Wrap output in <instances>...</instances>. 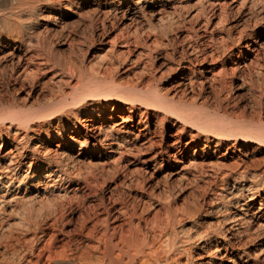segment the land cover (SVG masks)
<instances>
[{
  "label": "rangeland",
  "instance_id": "374dc122",
  "mask_svg": "<svg viewBox=\"0 0 264 264\" xmlns=\"http://www.w3.org/2000/svg\"><path fill=\"white\" fill-rule=\"evenodd\" d=\"M28 1L19 4L18 0H0V34H5L9 30L8 21L14 20L2 19V16L20 5L18 13L21 15L20 20L24 23V32L35 41L32 48L39 49L44 55L47 54L45 56L49 58L50 67L54 71L68 73L66 74L68 75L67 81L71 78V73L75 74L74 78H77L76 73L79 70L85 74L86 79H91L101 86H107L113 78L117 84L118 81L120 83V81L125 82L129 79L138 81L143 64L147 61V65H152L155 68L154 73L158 79L155 81V86L162 92H169V95H173L175 98L184 96L183 91L174 88V86L178 82L176 69L178 60L182 56V49L187 50L188 46L186 41L178 37L180 31L170 30V24L177 20V12L182 14V20L187 21L200 8L199 0H190L188 2L191 4H189L191 6L189 9H181L180 5H177V9L182 10L181 12L169 7L166 9L168 13L161 14L160 12L153 16L149 13V10L152 9L150 6L155 5L159 9L161 8L160 1L130 0L129 3L135 4L140 1L139 5H143V8L146 7L142 8L145 10V15L144 12H139L136 20L132 22L122 18L120 9L114 10V13L111 10V13L105 17L106 19L86 6L78 9L73 6L71 11L63 8L70 16H64L61 12L52 16L49 15V10L54 7H63V0ZM119 1H115L116 5ZM178 1H171V3H178ZM221 1L226 2L231 12L229 20L225 24L226 29L222 30V26L218 24V17H214L207 30H200L203 35L210 36L218 43L221 38L225 39L229 34L238 35V31L244 29L246 33L250 31L257 33L258 42L254 43L250 40L251 45L246 48L244 47L246 40L239 43L229 40V45L232 46L231 50L239 56L222 58L216 70L218 71L224 64L225 67L227 66L226 73L221 77L216 76L217 80H214L215 76L212 73H203L201 78L205 81L204 89L188 91L186 97L190 101L194 100L197 108H204V111L208 112L212 118L230 121L237 120L236 117L240 112H244L246 116L253 115L257 104L264 103V0ZM29 5L30 8L37 7L40 10L33 12ZM74 10L80 15L74 13ZM41 12L43 14H40ZM154 28L161 29L158 39L163 37L162 47L159 52H154L152 58H145L143 54L155 46L156 31ZM135 36H139L140 43L130 45L132 52L129 53L124 41L128 38L133 39ZM159 41L161 42V39ZM72 46H75L74 50ZM176 48L177 51L174 50ZM93 52L101 54L99 53L98 58H94ZM167 52L170 57L163 56ZM139 55L143 56L144 63L141 61L143 64H136V57ZM107 66L111 67L108 80L102 77ZM8 70L7 72L11 73L10 69ZM69 70L71 71L69 72ZM16 71H21V68L17 67ZM198 77L200 78V75ZM38 79L33 88L32 84L26 83L25 89L16 91L12 88L7 91L8 78L7 80L1 79L0 94L8 96L9 101L3 103L0 108L33 112L51 103L57 104L61 98L56 92L58 88L50 85L55 90L53 93L49 87H44L41 76ZM62 88L65 92L71 91L66 84ZM10 97L12 98L10 99ZM52 97L53 100H51ZM204 102L206 105L202 106ZM113 104L114 102L111 101L106 109L101 108L96 112V116L100 114L95 117L98 123L105 120L111 121L110 117L113 113L121 114L131 106L122 101L120 104L123 108L114 110ZM71 108H76V110L71 111ZM86 115L87 112L82 111L80 106L68 105L64 112H57L55 117L40 121V125L44 130L46 128L54 130L57 129V122L64 135L70 136L72 135L70 122H75ZM137 120H139V116L136 117V122ZM7 121L0 119V131L7 130V124H9ZM154 121L153 119L151 123L153 124ZM14 126L13 131L17 128L16 124ZM175 128L170 125L168 129L161 126V128L157 127V131L160 136L165 137L166 143H170L173 141L170 134L175 132ZM20 133L21 143L26 146L27 150L38 146L37 149L40 152L45 151L50 157L61 161V172L55 173V177L52 178H62V181L55 186L46 185L47 165L29 166V159L25 160L26 162L19 170L14 171L16 174L14 177L23 179L18 189H16L18 180L9 184L4 176L2 177V183H0V264H35L37 252L48 237L42 233V230L47 228L48 222L52 219V215L47 217L48 209L51 211L56 202L68 205L71 199L73 205L77 207L83 202V193L90 191L88 183L92 184L93 193L86 199V204L92 202L93 199L101 198L110 204L118 197L125 199L144 197L143 199H147L151 196L149 193L153 192L150 216L155 211L160 212L161 220L165 221L171 214L178 215L174 226V242L178 251L182 248L185 237L197 235L190 245H186L190 247L191 253L184 252L182 254L181 264H232L228 261V257L237 254H243L241 259L237 258V264H264V227L257 228L261 221L252 218V212L258 208L261 198H258L253 205H249L250 203L242 205L248 197V192L242 187L249 185L251 180L249 174L242 177L243 166L244 164L245 166L249 165L251 172L259 170L264 165V145L229 135H226L223 142L219 144L217 138L214 137L215 133L210 132L213 136H211L208 146L204 145L205 142L199 141L191 150L184 153L178 152V149H172V152L174 150L177 152L176 156L179 161L175 163L172 158L162 160L161 156V160L160 158L158 160L161 161L160 165L151 159L153 150L148 148L142 147L140 150L133 149L129 152L119 143V145H113L112 148L99 145V149L95 150L90 143L88 144L89 149L83 151L79 150V145L76 144L73 149L64 148L63 155H56L53 149L57 139L44 141L41 144L32 137L28 140L26 137L22 138L26 133H31L30 136H34L32 131L21 130ZM184 134H182L184 141L188 140V135ZM226 134L229 133L226 132ZM133 137L134 135H123L124 139ZM8 147L9 144L0 149V153L4 154ZM194 149L196 152L193 151ZM21 152L22 149L19 150L18 159L21 158ZM27 154L32 155L33 153L29 151ZM234 159L238 160V165L232 166L235 162ZM4 162L8 161L0 162V173L5 172L1 166L4 165ZM155 163H157L156 166ZM51 166L55 169L54 165ZM64 172L68 174L67 180L63 179ZM37 176L41 177L43 181L38 183ZM62 183L63 186H61ZM242 190L244 192L241 194ZM111 197L114 198L111 199ZM46 203H48L47 206ZM78 210L74 212L76 223L80 220L82 211ZM66 213H69V210ZM232 213H245L253 220L250 224L256 228L253 231V239H247L244 236V230L248 227L246 223L225 231L223 227H229L230 221L222 219ZM238 227L241 232H237L236 228ZM45 230L47 231V229ZM222 230L225 231V234L220 236L219 233L223 232ZM202 235L208 236L200 239Z\"/></svg>",
  "mask_w": 264,
  "mask_h": 264
},
{
  "label": "bare ground",
  "instance_id": "6f19581e",
  "mask_svg": "<svg viewBox=\"0 0 264 264\" xmlns=\"http://www.w3.org/2000/svg\"><path fill=\"white\" fill-rule=\"evenodd\" d=\"M115 1L116 0H63V7L51 8L49 10V15L56 16V14L61 12L64 16H70L63 8L70 9L71 11L73 6L77 9L86 6V8L88 7V9L92 10L94 13L103 15L104 18L111 13V10H113L112 13H114V10L120 9L121 12H119L122 13V18L124 17L132 22L136 20L139 12L143 13L145 11L143 9L146 8H143V5H139L140 1L133 4L129 3L130 0H120L117 5ZM156 1L161 2V8H156L152 3L153 6H150L152 9L149 10L151 16L159 14L160 12L161 14L168 13L166 9L169 7H172L175 11L179 9H177L179 5L181 9H189L191 7L189 6L190 3H188L190 0H179L178 3L175 2L174 4L171 3V1L176 0ZM18 2L22 4L29 1L18 0ZM198 3L200 8L187 21L182 20V14L177 12V20L170 24V30L180 31L181 33L178 37L186 41L188 46L187 50L182 49V56L178 60L176 67L178 82L174 88L176 87V89L182 90L184 95L179 98H175L173 95L170 96L169 92H162L160 88L155 86V81L158 80L154 73L155 68L152 65H147V61L145 63L143 62V56L145 58H152L154 52H159V49H161L163 37H160L161 42L159 41L160 39H158L161 29L154 28V31H156V39L154 40L155 48L149 49L143 56L139 55L136 57V64L144 63H142L143 70L138 76V81L129 79L125 82L120 81V83L118 81L117 84L113 78L107 86H101L91 79H86L85 74L81 70L76 73L78 76L77 78H74L73 75L75 74L71 73V78L68 81V75H66L68 73L65 74L64 71H54L50 67L49 58L45 56L47 54L44 55L39 49L32 48L35 41H33L34 38L30 39L24 32V23L20 20L21 15L18 13L20 5H17L18 7H15L9 13L3 15L2 19H14L13 21H8L9 30L3 35L0 34V78H5L6 80L8 78L7 91L10 88L15 91L23 90L26 87V83L32 84L31 87L33 88L39 80L38 77L41 76L44 87H49L52 92L55 90L50 85L55 88L57 87L58 90H56V92L58 94H56L59 95V97L61 96V98H59L60 101L57 104L51 103L33 112L7 110L6 108L5 110L4 108H0V119L4 121L8 120L7 122L9 123L7 124L8 126L5 132L0 131V149L5 148V146L9 144L6 152L4 154H1L2 152L0 153V162L5 160L8 161L7 163L4 162V165L1 163L2 170H5V172L0 173V183H2L1 180L3 176L9 184L18 180L19 183L16 186V189H18L23 179L14 177L16 176L14 171L19 170L27 159H29V166L34 164H38L40 167L45 166L44 164L47 165V173L45 175V181H47L46 185L50 184L51 186H55L62 181V178H52L55 173L61 172V161L55 160L54 157H50L45 151L40 152L37 149L38 146H34L32 150H27L26 146L21 143V130H26L27 132L32 131L34 133V136H30L31 133H26L22 138L26 137L28 140V138L30 139L32 137V139L37 140V142L41 144L44 141L57 139L58 141L53 149L56 155H63L64 148L73 149L76 144L79 145V150L86 151L89 149L88 144L90 143H92V147L95 150L99 149V145L112 148L113 145H119L120 143L124 146L125 150L129 152L133 149L140 150L142 147L153 150L151 159L158 162L160 165L161 161L159 162L158 160L159 158L161 160V156L163 158L162 160H170L172 158L175 163L179 161L176 156L177 152H175V150L172 152V149H178V152L184 153L185 151L191 150L199 141L205 142L204 145L208 146L211 141V136H213L210 132L215 133L214 137L217 138L219 144L223 142L226 135H229L238 136L244 140L264 145V103H258L255 113L251 116H246L244 112H240L236 117L237 120L224 121L212 118L208 112L204 111V108H197L195 101H190L186 97L188 91L193 92L198 88L201 90L204 89L205 81L201 78L203 73H212L215 76L214 80H217L216 76L221 77L222 74L226 73L227 66L225 67L224 64H222V68L218 71L216 70L222 58H230V56L233 55L239 56V54L231 50L232 46L229 45V40L238 43L242 40H246L244 46L246 48L251 45V41L254 43L258 42L257 33L251 31L246 33L244 29L238 31V35L232 36V34H229L225 39L221 38L218 43L210 36L203 35L200 30H207L214 17H218V24L223 28L220 29H226L225 24L229 20L231 12L225 1L199 0ZM30 9H32L33 12L40 10L37 7ZM181 11L182 10L179 12ZM42 12L40 14H43ZM74 13L77 14L78 12L74 10ZM143 14L145 15V12ZM78 15H80V13H78ZM124 42L127 47V52L131 53L132 49L130 45L140 43V39L139 36H135L133 39L128 38ZM73 47L75 46H72V48ZM174 50L177 51L178 49L176 48ZM99 53L93 52V57L98 58ZM163 56L170 57V54L167 52L164 53ZM17 67L21 68V71H16ZM110 68L108 67L104 70L103 79L109 78ZM8 69H10L11 73L7 72L9 71ZM70 71L71 70H69V72ZM198 75H200V78ZM64 84L68 85L71 91L65 92L62 88ZM30 92L31 90L29 93ZM56 94L53 95L55 96ZM7 97L5 94H0V106L3 105V103H8L9 99H7ZM53 97L51 100H53ZM11 98L12 97H10V99ZM121 100L131 105L127 111L121 114L113 113L111 117L110 114L109 117L111 121L105 120L98 123L95 117L100 116V114L97 113L99 115L96 116V112L101 108L106 109L111 101L114 102V110H117V108L120 109L122 107L120 104L122 102ZM68 105H78L82 108V111L84 110L87 112L84 118L78 119L75 122H70L72 135H64L57 122V129H42L43 126L41 127L40 121L47 120L49 117H55L57 112H64ZM205 105L206 103L204 102L202 106ZM142 108H144V110H142ZM74 109L76 110V108H71L70 110L73 111ZM137 116H139V120L136 122ZM153 119L155 120L153 123L154 127L151 123ZM15 124L17 128L13 131ZM169 125L176 128L175 132L170 134L173 141L166 143L165 137L158 134L157 127L161 128L162 126V128L168 129ZM82 131H84V134H82ZM203 131L208 132L204 133ZM226 132L229 134H226ZM184 133L188 135V140L184 141L182 136ZM123 135H134V137L132 139H124ZM23 143L25 144V142ZM21 149V158L18 159L19 150ZM29 151L33 154L28 155L27 153ZM193 151L196 152L195 149ZM234 160L235 162L232 166L238 165V160ZM51 165H54L55 169L52 168L53 166ZM156 165L157 163H155V166ZM248 174L251 179L250 183L242 187L243 190L248 192V197L242 205H247V203L253 205L257 202L258 198H261L258 208L252 212V218L253 220L261 221L257 225V228L264 227V198H262V195H264V165L261 166L259 170L251 172L250 166H245L244 164L242 177ZM67 175L68 174L64 172L63 179L67 180ZM42 181L43 179L37 176V182L40 183ZM63 185L62 183L61 186ZM87 186L90 191L83 193V202L78 204L77 207L73 205L71 199L68 205L66 203L56 202L53 204L51 211L47 208L49 213H47V217L48 215H52V219L48 222L47 228H45L47 231L45 229L42 230V233L48 237L37 252L36 260L34 261L35 264H181L182 254L184 252L191 253L190 247L186 245H190L191 242L196 239L197 235L193 234L185 237L186 239L183 240V246L179 251L175 246L174 226L178 220V215L174 216L171 214L165 221L161 220L160 212L155 211L154 214L150 216V211H152L151 206L153 202L151 197L154 194L153 192L149 193L151 196L147 199H143L144 197L139 199L118 197L112 200V204H110L101 198L99 200L93 199L92 202L86 204V199L93 193L92 184L88 183ZM243 190L241 194L244 192ZM112 198L114 197H111V199ZM237 202L239 203V201ZM47 204L48 203H46V206ZM67 206H69V209H67L69 213H66ZM42 208L44 207L42 206ZM241 208L243 207L241 206ZM78 209L82 211L80 212V220L76 223L74 212ZM246 209L248 211V207ZM222 220L230 221L229 227H223L225 231L232 227H240V225L244 223L248 224V227L244 230V236L247 239H253V231L256 228L250 225L253 220L245 215V213H232ZM239 227L236 228L237 232H241ZM225 231L219 233V235L223 236ZM205 236L202 235L200 239H203ZM176 240L177 238L175 241ZM242 255L243 254H237L236 256L230 255L228 261L232 264H237V258L241 259Z\"/></svg>",
  "mask_w": 264,
  "mask_h": 264
}]
</instances>
